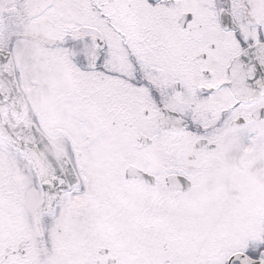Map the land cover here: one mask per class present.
Instances as JSON below:
<instances>
[{
    "label": "snow or ice",
    "instance_id": "snow-or-ice-1",
    "mask_svg": "<svg viewBox=\"0 0 264 264\" xmlns=\"http://www.w3.org/2000/svg\"><path fill=\"white\" fill-rule=\"evenodd\" d=\"M0 264H264V0H0Z\"/></svg>",
    "mask_w": 264,
    "mask_h": 264
}]
</instances>
